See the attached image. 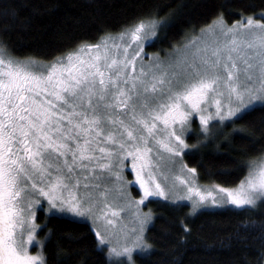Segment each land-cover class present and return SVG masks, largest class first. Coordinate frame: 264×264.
<instances>
[{
	"label": "snow or ice",
	"instance_id": "snow-or-ice-1",
	"mask_svg": "<svg viewBox=\"0 0 264 264\" xmlns=\"http://www.w3.org/2000/svg\"><path fill=\"white\" fill-rule=\"evenodd\" d=\"M226 19L218 12L167 62L143 55L167 25L158 13L46 64L18 58L0 40V264H49L35 223L44 201L52 214L91 218L109 264H134V252L152 247L144 231L153 217L140 210L149 197L174 207L187 200L193 209L264 206V155L247 163L235 188H201L195 168L176 170L197 118L207 140L219 126L210 122L227 127L264 108V10L231 26ZM126 183L139 186V200ZM126 208L136 209L138 232L112 246L95 224L115 226ZM176 223L186 238L187 220Z\"/></svg>",
	"mask_w": 264,
	"mask_h": 264
},
{
	"label": "trees",
	"instance_id": "trees-1",
	"mask_svg": "<svg viewBox=\"0 0 264 264\" xmlns=\"http://www.w3.org/2000/svg\"><path fill=\"white\" fill-rule=\"evenodd\" d=\"M261 5L264 0H0V40L20 59L49 63L81 42L97 43L158 13L167 25L144 49L162 56L198 33L218 12L232 25L253 11L258 15L264 10ZM5 8L15 11V17L4 16ZM202 136L187 138L184 164L197 170L200 185L233 188L247 175V163L264 155V108L258 105L243 120L213 127L207 140ZM180 204L148 202L153 221L146 241L152 247L148 254L136 256L134 264H264V206L192 214L187 204ZM179 220L188 222L186 238ZM35 222L49 264H109L88 223L43 209Z\"/></svg>",
	"mask_w": 264,
	"mask_h": 264
},
{
	"label": "rangeland",
	"instance_id": "rangeland-1",
	"mask_svg": "<svg viewBox=\"0 0 264 264\" xmlns=\"http://www.w3.org/2000/svg\"><path fill=\"white\" fill-rule=\"evenodd\" d=\"M229 26H231V25H229ZM119 33L113 34L111 36H117ZM199 35H200V31L198 33L194 34V35H190V36L185 37L180 42V44H178L176 47L172 48L171 50L166 51L165 54H163L162 56L158 55V54L147 53L145 51V49H143V55L145 57H147V58H158L160 61L167 62L170 58H172L173 56L176 55L178 50H182L184 45H186L190 40H192L194 37H198ZM149 39H153V38L149 37ZM145 43L147 44V42H145ZM149 62H150V59H145L143 61V63H145V64H148ZM38 63H42V62H38ZM43 64H46V63H43ZM212 111L214 112L215 109L213 108ZM210 123H219L218 127H221L222 125H224L223 122L213 121V122H210ZM199 133H202V131H201V126L199 124V120L197 118L195 123L193 124V126L190 129H188L187 132L185 133L186 143H187V138L189 136L198 135ZM188 148L184 150V153L189 150ZM184 153L182 154L181 157H177L176 158L177 162H178L177 165H176V170L177 171L180 169V167L182 165H185L184 162H183ZM185 175H189L186 172V170H185ZM126 176H127V180L128 181H134V179H135L134 175L131 174L130 169L126 172ZM195 183L197 185H199L201 188L209 187L208 185H200L196 181V179H195ZM237 186H235V187H237ZM235 187H233V188H235ZM125 189L129 193V195H130V197H131V199L133 201L139 200L140 197L142 196V192L139 189L138 185H134L132 187H129L127 185V183H126L125 184ZM133 190L137 191V193H138L137 196L133 195V193H132ZM180 191H181V193H183L185 190L181 187ZM155 199L162 200L160 197H149L147 200H145V204L140 206L141 212L142 213H151L150 210L147 208V204H148V202L150 200H155ZM171 199H175V194L174 193H170V200ZM43 203H44L43 210L45 211V213L46 214H52V213H50L48 211L47 202L44 201ZM179 203L187 204L189 206L190 212L192 214H195V213H197L199 211H203V210H215V209H223V208L241 209V208H236L235 206H232V205H227L225 207H215V206H212L211 204H208L207 206L199 207L197 209H193L192 203L190 201L184 200V201H179ZM245 208H247V206H245ZM135 212H136L135 208H126L125 211L121 214V217L117 219V221L115 223V226H108V225H105L103 222H96L95 227L99 228L102 232H104L109 237L112 246L119 247V246L123 245L126 242V238H127V242L130 243L131 240L135 238V235L133 233V229H136L137 232H138V229H139V223H138V221L136 219ZM55 215H60V216L67 217V218H70V219H74V220H77V221H82V222L88 223L91 226L92 230L94 228L93 220L91 218H87V219H85V218H75L71 214L62 215V214L56 213ZM151 215H152V213H151ZM149 225H147L145 227V231H144V236L145 237H146V231H147V228L149 227ZM94 234H95V232H94ZM37 239L41 240V238H39V236L37 237ZM40 250L41 249L39 248V246H35L34 248L30 246V251L33 254H35L36 252H38ZM103 251L105 252V254L107 256V248H104ZM149 251H150V249L148 251H145V252H140V251L137 250L136 252H134L133 256H134V258L136 256H144V255L148 254Z\"/></svg>",
	"mask_w": 264,
	"mask_h": 264
}]
</instances>
